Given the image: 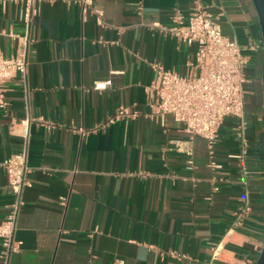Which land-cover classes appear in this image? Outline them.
Returning a JSON list of instances; mask_svg holds the SVG:
<instances>
[{
    "label": "crops",
    "instance_id": "0c3cea01",
    "mask_svg": "<svg viewBox=\"0 0 264 264\" xmlns=\"http://www.w3.org/2000/svg\"><path fill=\"white\" fill-rule=\"evenodd\" d=\"M93 1L104 28L80 5L57 0L38 3L28 30L21 5L0 4V53L14 57L25 37L29 43L27 79L6 83L9 108L0 109V222L14 200L4 162L30 138L21 250L11 264H257L264 251V39L254 1L204 0L250 61L253 210L241 226L235 213L244 190L230 158L239 152L237 120L219 130L220 168L209 167L208 143L197 138L189 170L188 156L171 147L188 142L183 124L145 117L150 64L184 76L195 61V46L156 26H170L175 10L187 16L190 0ZM106 81L107 89H95ZM120 108L141 117L109 123Z\"/></svg>",
    "mask_w": 264,
    "mask_h": 264
},
{
    "label": "built area",
    "instance_id": "2783aa9c",
    "mask_svg": "<svg viewBox=\"0 0 264 264\" xmlns=\"http://www.w3.org/2000/svg\"><path fill=\"white\" fill-rule=\"evenodd\" d=\"M53 3L57 0H0L4 7L9 3L22 6V19L29 30L34 18L38 15V3ZM82 7L84 14L91 13L98 26H107L104 11L97 7L93 0H63ZM187 16L179 10L172 15L170 26H160V30L173 37L178 44L196 47L195 61L190 63L188 75H180L166 69L161 63L150 64L153 79L146 88L150 113L146 118L164 122L167 116L183 124L188 142L172 141V149L188 156L189 170L195 168L191 144L197 138L208 143L209 167L219 169L216 161V143L218 133L226 119L237 120L236 138L239 152L230 158L236 161L238 168L237 183L244 190L240 205L235 213V225L241 226L251 215L253 205L248 188L250 170L247 165L251 148L247 134L245 118V101L247 86L251 79L248 74L250 65L240 45L222 33L218 16L204 0H190ZM14 57H5L0 53V109L7 111L9 102L6 98L5 85L16 75L25 82L28 75V38ZM111 81L97 83L96 90L107 89ZM141 117L140 112L132 108H120L110 118L130 120ZM29 135H25L19 153L10 156L4 167L8 176V185L14 196L10 212L0 222V264H11L12 257L19 253L21 244L16 239L18 219L23 206L24 191L30 186L28 175ZM174 255V254H173ZM175 256V255H174ZM115 264H122L118 261Z\"/></svg>",
    "mask_w": 264,
    "mask_h": 264
},
{
    "label": "water",
    "instance_id": "95a60500",
    "mask_svg": "<svg viewBox=\"0 0 264 264\" xmlns=\"http://www.w3.org/2000/svg\"><path fill=\"white\" fill-rule=\"evenodd\" d=\"M257 9L264 39V0H253ZM263 106H264V67H263ZM257 264H264V251Z\"/></svg>",
    "mask_w": 264,
    "mask_h": 264
},
{
    "label": "trees",
    "instance_id": "16d2710c",
    "mask_svg": "<svg viewBox=\"0 0 264 264\" xmlns=\"http://www.w3.org/2000/svg\"><path fill=\"white\" fill-rule=\"evenodd\" d=\"M253 105H254L253 102H251L250 104L248 103L247 108L250 109L251 107H253Z\"/></svg>",
    "mask_w": 264,
    "mask_h": 264
},
{
    "label": "rangeland",
    "instance_id": "374dc122",
    "mask_svg": "<svg viewBox=\"0 0 264 264\" xmlns=\"http://www.w3.org/2000/svg\"><path fill=\"white\" fill-rule=\"evenodd\" d=\"M259 95H257V97H258Z\"/></svg>",
    "mask_w": 264,
    "mask_h": 264
}]
</instances>
